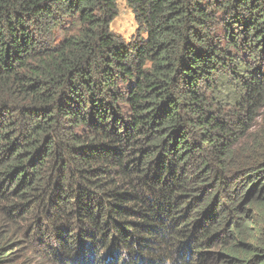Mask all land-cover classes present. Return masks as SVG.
Listing matches in <instances>:
<instances>
[{
    "label": "trees",
    "instance_id": "1",
    "mask_svg": "<svg viewBox=\"0 0 264 264\" xmlns=\"http://www.w3.org/2000/svg\"><path fill=\"white\" fill-rule=\"evenodd\" d=\"M0 0V264H264V0Z\"/></svg>",
    "mask_w": 264,
    "mask_h": 264
},
{
    "label": "rangeland",
    "instance_id": "2",
    "mask_svg": "<svg viewBox=\"0 0 264 264\" xmlns=\"http://www.w3.org/2000/svg\"><path fill=\"white\" fill-rule=\"evenodd\" d=\"M110 27L127 41L137 38L139 26L135 13L126 0L118 1L117 16L112 20Z\"/></svg>",
    "mask_w": 264,
    "mask_h": 264
}]
</instances>
